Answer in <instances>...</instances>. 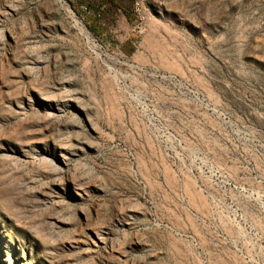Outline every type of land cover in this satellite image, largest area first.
Listing matches in <instances>:
<instances>
[{"label":"rangeland","instance_id":"rangeland-1","mask_svg":"<svg viewBox=\"0 0 264 264\" xmlns=\"http://www.w3.org/2000/svg\"><path fill=\"white\" fill-rule=\"evenodd\" d=\"M119 1L0 0V264H264V0Z\"/></svg>","mask_w":264,"mask_h":264},{"label":"built area","instance_id":"built-area-1","mask_svg":"<svg viewBox=\"0 0 264 264\" xmlns=\"http://www.w3.org/2000/svg\"><path fill=\"white\" fill-rule=\"evenodd\" d=\"M62 6H66L71 12V15L80 23L82 26L87 25V21L90 16L98 18L101 16V11L103 6H90L87 3L82 2V0H58ZM142 0H135V8L140 7ZM87 27V26H86ZM85 36H91L89 31H85ZM94 40L93 37H90Z\"/></svg>","mask_w":264,"mask_h":264},{"label":"crops","instance_id":"crops-1","mask_svg":"<svg viewBox=\"0 0 264 264\" xmlns=\"http://www.w3.org/2000/svg\"><path fill=\"white\" fill-rule=\"evenodd\" d=\"M82 2H86L90 6H103L100 17L95 18L93 16H90L87 21L88 26L96 31L99 28H103L101 26H105V24L110 23L114 19V11L112 10H116V15L120 17L121 22L124 21L122 18L126 17L125 12L121 10V8L116 4L120 2L119 0H82ZM114 4H116V7L113 8Z\"/></svg>","mask_w":264,"mask_h":264}]
</instances>
